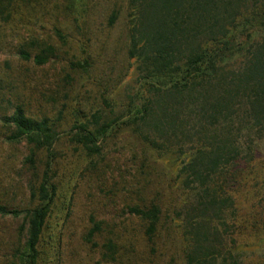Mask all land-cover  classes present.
I'll return each instance as SVG.
<instances>
[{
    "label": "rangeland",
    "instance_id": "obj_1",
    "mask_svg": "<svg viewBox=\"0 0 264 264\" xmlns=\"http://www.w3.org/2000/svg\"><path fill=\"white\" fill-rule=\"evenodd\" d=\"M126 13L125 0H9L0 18V205L30 208L28 188L49 161L47 152L36 151L30 169L24 161L30 146L10 141L2 119L18 105L59 134L50 156L56 194L37 264H184L174 219L180 198L165 155L151 150L132 127L113 130L97 143L99 154L89 156L68 134L75 120L96 111L101 120L124 115L137 81L127 56ZM38 46L53 49L45 64L19 58V49L32 56ZM258 150L254 177L233 192L244 227L237 237L246 246L241 264H264V139ZM151 204L159 216L148 238L146 223L126 209ZM89 217L101 222L92 246L84 242ZM20 223L21 217H0V264H9L23 242ZM107 241L112 254L104 257Z\"/></svg>",
    "mask_w": 264,
    "mask_h": 264
},
{
    "label": "trees",
    "instance_id": "obj_2",
    "mask_svg": "<svg viewBox=\"0 0 264 264\" xmlns=\"http://www.w3.org/2000/svg\"><path fill=\"white\" fill-rule=\"evenodd\" d=\"M127 56L137 74L124 115L101 120L96 111L75 120L70 140L86 155H98V142L120 127H132L157 154L165 155L178 190L174 213L183 244L184 264H241L237 237L244 228L237 217L233 192L254 177L258 146L264 139V0H125ZM9 0H0V18ZM115 14L108 18V25ZM59 37L58 33L56 32ZM31 45H34L31 44ZM21 60L40 66L54 56L52 47ZM10 141L30 146L25 158L33 169L36 151L49 161L39 181L29 186L30 208L0 205V217H21L17 236L23 240L9 264H37L56 187L51 176V148L59 134L46 119L25 116L18 105L2 119ZM146 223L149 238L159 209L128 207ZM90 224L84 242L101 222ZM112 254L110 241L102 246Z\"/></svg>",
    "mask_w": 264,
    "mask_h": 264
}]
</instances>
